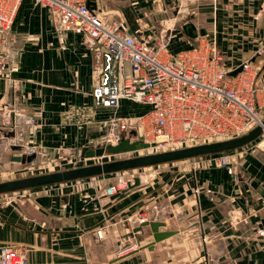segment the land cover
<instances>
[{
	"label": "crops",
	"instance_id": "1",
	"mask_svg": "<svg viewBox=\"0 0 264 264\" xmlns=\"http://www.w3.org/2000/svg\"><path fill=\"white\" fill-rule=\"evenodd\" d=\"M93 2L109 22L125 23L129 34L140 29L152 42L175 23L172 53L210 39L226 70L250 62L264 107V0ZM11 31L9 44L0 39V162L62 153L99 159L86 152L116 144L121 130L109 109L95 105L86 37L56 28L35 0L22 1ZM129 103L121 102L119 117L129 116L123 106L135 111L130 116L149 110ZM257 144L234 151L226 168L184 161L139 170L140 186L113 197L105 192L116 174L30 190L21 204H0V248H20L34 264H264V150ZM146 213L167 225L160 231L176 233L153 249L145 248L154 241L150 227L133 236L141 225L135 218Z\"/></svg>",
	"mask_w": 264,
	"mask_h": 264
},
{
	"label": "built area",
	"instance_id": "2",
	"mask_svg": "<svg viewBox=\"0 0 264 264\" xmlns=\"http://www.w3.org/2000/svg\"><path fill=\"white\" fill-rule=\"evenodd\" d=\"M22 1L0 0L3 45L13 41L11 30ZM35 2L49 9L56 28L86 37L94 58L96 107L113 113V127L119 125L123 132L134 127L141 142L149 146L147 150L165 152L232 139L261 123L264 107L257 102V70L245 62L240 67L242 71L233 76L235 70L224 68L223 52L214 40L203 39L196 47L175 54L170 51L175 23L165 25L160 38L152 42L140 29L129 34L125 23L109 22L89 6L88 0ZM5 65L0 57V70H5ZM122 101L149 110L141 115L119 117ZM255 143L264 150V134ZM232 153L188 162L194 169L226 168L232 164ZM126 174H116V181L106 189L108 197L134 184L135 179H127ZM28 191L9 194L11 201L3 204H21ZM135 220L143 223L148 221V215H139ZM105 228L94 230L97 240L104 238ZM132 248H124L120 253ZM0 264L34 263L20 248L4 246L0 248Z\"/></svg>",
	"mask_w": 264,
	"mask_h": 264
},
{
	"label": "water",
	"instance_id": "3",
	"mask_svg": "<svg viewBox=\"0 0 264 264\" xmlns=\"http://www.w3.org/2000/svg\"><path fill=\"white\" fill-rule=\"evenodd\" d=\"M91 8H95L93 0L88 2ZM242 71V68L233 72V76ZM264 134V117L260 124L256 125L247 133L232 139L215 141L212 143L186 147L182 149L165 151L159 153L145 154L124 159L112 160L103 163L91 164L87 166L60 170L46 174L34 175L24 178H18L10 181L0 182V196L9 195L15 192H22L40 188H47L72 182L88 180L92 178L105 177L119 173L132 172L161 165L175 164L184 161H192L196 158L213 156L218 154L230 153L240 149L247 148L258 141ZM149 146L140 142H131L123 140L118 145L101 147L93 151H87L88 158H101L108 154L120 155L131 154L138 151L147 150ZM15 161L25 162L21 157L15 158ZM31 161V158H28ZM140 178H136L134 184L129 186L135 188L140 186ZM167 225L160 221H145L133 231V236L142 234L145 227H150L153 233L154 241L145 248L153 249L156 244L161 243L176 233L172 231H160ZM136 234V235H135Z\"/></svg>",
	"mask_w": 264,
	"mask_h": 264
},
{
	"label": "rangeland",
	"instance_id": "4",
	"mask_svg": "<svg viewBox=\"0 0 264 264\" xmlns=\"http://www.w3.org/2000/svg\"><path fill=\"white\" fill-rule=\"evenodd\" d=\"M128 105L130 106L131 102ZM122 108L126 115L130 116L131 113H135V111L130 110L131 108L129 107L126 108V106H123ZM117 135H119V138H117L116 140L114 139L115 141H113L116 144L109 142L104 147L118 145L123 140H129L132 143L141 141L137 133V130L134 127H130L127 131H124V132L117 131ZM157 152L159 151L144 150V151H138V152L131 153V154H120V155L108 154L107 156L101 157L96 160L86 159L82 155L77 156V155H69V154H64V153L58 156L39 155L38 157L32 159L31 162H28V159L26 157L23 158L25 159V162H26L24 164L23 163L22 164L21 163L19 164L10 163V158L7 157L5 161H3L2 163L0 162V182L10 181V180L34 176V175L46 174V173L56 172L60 170H67V169L87 166L91 164H97V163H100V161L106 162V161L124 159L128 157H135V156L157 153ZM69 161H72V162L69 163ZM151 171L152 170H150L149 173H151ZM138 173L139 172L137 171L127 172L125 177L127 179L140 178L139 177L140 174ZM116 177L117 175L115 176V181H116ZM9 200L11 201V195L4 197V198H0V204L6 203Z\"/></svg>",
	"mask_w": 264,
	"mask_h": 264
}]
</instances>
